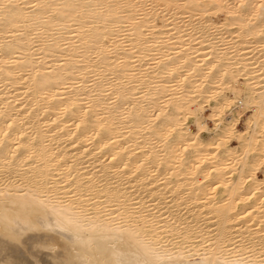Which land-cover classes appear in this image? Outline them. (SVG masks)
<instances>
[{
    "label": "bare ground",
    "instance_id": "1",
    "mask_svg": "<svg viewBox=\"0 0 264 264\" xmlns=\"http://www.w3.org/2000/svg\"><path fill=\"white\" fill-rule=\"evenodd\" d=\"M224 8L0 0V264H264V73L205 37ZM241 8H225L232 33L264 52V0ZM190 26L199 32L183 34ZM206 75L198 96L174 92ZM219 81L227 93L212 106L202 96ZM234 105L252 111L245 134Z\"/></svg>",
    "mask_w": 264,
    "mask_h": 264
},
{
    "label": "rangeland",
    "instance_id": "2",
    "mask_svg": "<svg viewBox=\"0 0 264 264\" xmlns=\"http://www.w3.org/2000/svg\"><path fill=\"white\" fill-rule=\"evenodd\" d=\"M238 1V0H237ZM237 1H232V0H223V4H224V6H225V8H227V10H229L228 8H232V10H230L229 12H234V13H236L237 15H242V14H245L243 11V8H241V6L243 5V3L244 2H247V0L245 1V0H239V3L241 4H239ZM225 2V3H224ZM238 3V4H237ZM231 4L234 6V8H233V6L231 7ZM224 8V10H222L221 12H219V13H217V14H215L214 16H213V14H211L212 16H210L212 19H210V18H208V15L207 14H205V13H202V16H199V15H195L196 17H201V18H205V17H207V19H210L211 21H213L212 23V25H208L209 26V29H207L208 27H207V25H205V29H204V34H207L205 37L207 38V39H209V40H212L214 43H215V45L217 46V48H220L221 50H222V52H223V54H220L221 56H223L222 57V59H224V58H228L229 59V61L228 60H226V61H228V62H237V63H242L243 61L242 60H244L245 58L247 59V58H251V59H253L250 63L252 64V63H255L254 64V66H252V67H254V68H256V69H260V71H263V73H264V52L263 51H261V47H257V46H259L258 44H255V43H250V44H247V43H241L240 42V37L238 38L237 36H239V34H238V32H236V33H232L233 32V30H235L234 28H235V26H231L230 24V20H227V19H230V14L228 13V11L226 10ZM241 11V12H240ZM227 12V13H226ZM242 13V14H241ZM255 13L256 12H254V14L253 15H255ZM167 15H170L169 13H166ZM228 14V15H227ZM165 14H163V15H161V14H159V16H164ZM216 16V17H215ZM246 16H248V14L246 15ZM252 17V16H251ZM252 18H256V17H252ZM251 18V19H252ZM163 20H164V18H162ZM228 21V22H227ZM229 23V24H228ZM222 24V25H221ZM227 24H228V26L231 28V29H229V27H226L227 26ZM214 26V27H213ZM193 26H190V27H187V28H185V30L187 29V31H185L183 34H195V33H198L199 32V30H197V27H195V28H192ZM211 27V28H210ZM207 29V30H206ZM228 29V30H227ZM233 29V30H232ZM184 30V29H183ZM232 30V31H231ZM208 33H207V32ZM229 31V33L230 34H228L227 32ZM187 32V33H186ZM206 32V33H205ZM166 37L168 36L169 37V34H166L165 35ZM208 36H210V37H208ZM188 37V36H187ZM167 39V38H166ZM165 39V37H164V39H162V40H158V41H164V40H166ZM193 39L194 38H189V42H192L193 41ZM252 41V40H251ZM165 44V43H164ZM192 44H193V42H192ZM250 48H249V47ZM255 48H254V47ZM256 50H253V48ZM223 48V49H222ZM248 49V50H247ZM251 51V53L249 54V55H244L245 53H247V52H250ZM252 51H254V53H252ZM224 54H227V55H224ZM242 54L244 55V57L242 56ZM157 61H159V59H157V60H155L154 62H157ZM245 64H247V62H245ZM158 65H156V67H157ZM238 66V65H237ZM241 65H239V67H240ZM238 67V68H239ZM159 70V69H158ZM157 70V71H158ZM232 70V69H231ZM244 72V71H243ZM245 73V72H244ZM261 73V72H260ZM260 73H257V74H260ZM262 73V74H263ZM236 74V73H235ZM238 74V73H237ZM241 75H243V74H241ZM158 77V76H157ZM197 79H199V78H197ZM236 79H239L238 81L239 82H242V80L244 79L242 76H240V74L239 75H237V77H236ZM179 80V79H178ZM178 80H176V82H175V87L176 88H174V92L177 94V95H182V96H184V95H189V96H198L199 95V92H201V91H203V90H206L207 88H209V83L211 82V80H210V78L209 77H207V75L206 76H204L200 81H198L197 82V84H196V88H192V87H190L189 86V84H187L186 86V89L184 88V86H183V84H182V81H185V80H187L186 78L185 79H183L182 81H178ZM194 80V78L193 79H189V82L190 81H193ZM222 80V79H221ZM244 82V81H243ZM200 83H202V86H198ZM208 84V85H207ZM222 84H223V82L222 81H219L217 84H215V85H213V86H215V88H216V86H217V89H214V91L213 92H211V93H209V94H203V98H206V97H208V96H210V95H212V96H217V95H223V94H226L227 93V91H225L224 90V88H225V86H222ZM239 89L241 90V86L239 85ZM255 87H258V86H255ZM228 94L230 95V93L228 92ZM207 99H209V97L207 98ZM210 101H209V103L213 106V99L212 98H210L209 99ZM168 101V102H167ZM167 101L166 102H163L162 104H164V106L169 110V109H171L170 108V106L172 105L170 102H169V100L167 99ZM166 103V104H165ZM210 104H208V102H207V104L205 105L204 104V106H205V112H204V116L206 117V118H208L209 116H210V114H212L211 112H212V109L210 108ZM210 105V106H209ZM204 106H203V108H204ZM235 106H236V108H238L237 106L238 105H234V107L233 108H235ZM233 109V110H235V112L237 113L238 112V115L240 116V118H238L239 120H238V123H237V130L240 132V133H246V132H248V131H250L249 130V128H248V125H247V123H248V121H249V118L252 116V111H250V112H246V111H243L241 108L240 109ZM227 112V113H226ZM225 112V114H223V117H224V121L226 120H232L233 119V115L231 114V112L230 111H226ZM236 115V114H235ZM192 116V114H190V117L187 119V126L194 132V133H196L197 132V128L195 127V125H194V123H193V117H191ZM237 116V115H236ZM162 121H163V117L162 116H158V118H157V120H156V125L157 126H159L161 123H162ZM207 127L210 129V132H212V131H214L215 130V128H216V125H215V123L214 122H212V121H207ZM209 137H210V134L209 133H203L202 135H201V138H202V140H205V141H207V140H209ZM239 141H237V140H235V139H233L232 140V142H231V145L234 147V148H238L239 149V147H240V145H239V143H238ZM189 152H191V151H189ZM224 154L223 153H220V156H223ZM204 165V166H203ZM203 167L201 166V169L198 171V172H196V174L195 175H193L192 177L191 176H189L188 178H196V179H198V177H199V179L198 180H200V177L202 176V175H204L205 173H206V170H207V168L208 167H210L211 165H209L208 163H203ZM230 169H232V168H228L227 170H226V172H230ZM262 170H264V161L262 162V165H261V170L260 171H258L257 173H256V176H257V178L258 179H260V180H262L263 178H264V176H263V173H262ZM236 174H237V171H232V173H231V177H230V174H229V177L230 178H232V177H236ZM213 178H214V175H213V172L212 171H209V174H207V178H206V180H213ZM249 179V178H248ZM205 179H201V182L202 181H206ZM251 179H249V180H247L246 181V183L244 184L246 187L247 186H249L250 185V181ZM191 180H189V182H190ZM188 182V183H189ZM192 182V181H191ZM197 181H194V182H192L193 184H195ZM203 183V182H202ZM197 184V183H196ZM193 185V186H198V185ZM219 193H220V195L222 194V190H220L219 191ZM219 193H218V195H217V197L219 198ZM222 196V195H221ZM174 238H176V237H174ZM178 241H182V238H180V239H178ZM245 244H242L243 245V248L244 249H246L247 251H250L252 248H251V246L249 245V243L248 242H245V241H243ZM205 246H207V244H205ZM54 252V251H53Z\"/></svg>",
    "mask_w": 264,
    "mask_h": 264
}]
</instances>
